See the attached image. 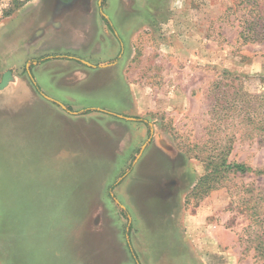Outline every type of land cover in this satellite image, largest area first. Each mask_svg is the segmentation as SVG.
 <instances>
[{"label": "rangeland", "instance_id": "374dc122", "mask_svg": "<svg viewBox=\"0 0 264 264\" xmlns=\"http://www.w3.org/2000/svg\"><path fill=\"white\" fill-rule=\"evenodd\" d=\"M68 1L0 0V81L5 73L14 75V81L0 90V116L28 96L23 78L44 94L31 81L29 66L55 55L60 48L56 43L68 32L74 36L85 23L93 24L90 16L58 15L74 14L91 2ZM94 1L97 14L98 0ZM130 1L138 4L127 5V13L138 14V20L117 23L130 40L123 68L131 84L124 86L128 96L121 114L135 123L127 125L125 144L113 140L91 147L62 142L63 130L36 102L0 118V264H23L29 252L35 254L28 264H42L39 250L51 249L53 256L56 238L61 245L72 243L71 236L86 229L96 213L105 211V221L110 222L125 202L114 192L113 206L107 191L124 179L137 159L138 174L144 179L139 188L150 183V193L166 197L167 214H174L178 222L195 221L198 227L190 231L192 238L184 236V242L179 238L181 253L192 254L193 236H200L202 250L212 255L207 264H264L255 250L264 239V137L254 135L262 125L252 122L251 100L253 94H264V42L246 40V33L241 34L246 19L256 9L264 11V0H257V8L253 0ZM98 23L105 29L104 22ZM98 73L94 86L100 88L110 72ZM233 98L237 100L232 104ZM239 103L243 114L236 107ZM88 120L63 117V123L74 128H83L79 121ZM131 139L138 146L132 150L128 146L126 165L118 171L114 163ZM225 143L230 147L226 162L244 164L245 172L230 169L224 177L214 173ZM207 156L212 163L206 168ZM210 171L208 183L217 186L197 193L201 195L191 192L195 180ZM127 186L128 180L116 189L124 200ZM146 221L153 241L158 239L161 222L151 214ZM151 246L157 253L160 240ZM168 257L170 263L164 264H198L189 257Z\"/></svg>", "mask_w": 264, "mask_h": 264}, {"label": "crops", "instance_id": "0c3cea01", "mask_svg": "<svg viewBox=\"0 0 264 264\" xmlns=\"http://www.w3.org/2000/svg\"><path fill=\"white\" fill-rule=\"evenodd\" d=\"M71 1L72 0H69L68 4ZM99 2L98 0L97 6ZM130 4L136 5L138 1L106 0L103 9L106 15H108L117 26V23L122 22L124 19L123 23L135 22L138 20V14L127 13V5ZM94 5L95 1L91 0V2L84 4L85 7L79 9V12L74 14L60 12V14H58L66 16L86 15L93 19L92 25L89 24L90 22L85 23L77 30L74 36H71L68 32L69 35L63 37L56 43L60 48L54 52L56 53L55 55L70 54L82 58V61L57 57L32 66L34 79L45 95L38 94L26 78L21 79L24 84L27 85L28 83V96L24 95L25 99H23L21 105L15 104V109L2 114L0 118H4L6 115L15 112L19 113L25 110L21 109L22 107L36 102L41 105V109L46 116H52L55 120L54 124L63 130V133L61 131L62 142H74L76 144L88 145L91 147H94L95 144L98 146L104 143L111 144L113 140H118L119 143L122 140L125 144L127 125L135 123L131 121L132 117L121 114L124 113L123 109L126 108L124 104L127 100L126 96H128L124 86L131 84L124 77V69H126V67L123 68V65L125 66L124 62L126 61L127 54L130 51V40L126 37L127 33L122 32V27L119 28L117 26L124 39V47L122 53L116 58L119 52L118 42L106 25L105 29L99 26L98 22H103V20L98 12L94 14ZM99 28L102 29L103 32ZM64 38L67 39L63 40ZM98 63L99 66H96ZM101 70L108 71V73L110 72V76L103 80L102 82L104 83L98 88V86H94L96 80L95 76L96 73ZM88 72L90 76H87ZM10 74L7 85L14 81L13 73ZM100 89L102 91H100ZM121 104L123 105L122 109H120ZM66 105L73 110L79 108H93L97 109V111L92 110L84 114L70 113L65 110ZM103 109L111 111L112 113L101 111ZM63 117L71 120H89L88 122L79 121L83 128H74L63 123ZM64 133L69 136H64ZM128 146L132 150L138 146V143L131 139L128 145L124 146V153L118 156V161L114 163L116 167L118 166V171L121 170L120 167L124 168L126 165L125 153ZM62 148L66 147L61 146L60 149ZM113 179L114 176L111 180ZM127 180L128 199L124 200V197L121 193H118L116 189ZM143 180V177L138 174L137 159L124 179L114 185L116 180L113 186H111V188L109 187L110 190L107 191V198L113 206L115 205V198L113 197L114 192L122 203L125 202L122 205L125 211L118 206V208H116L118 212H113L114 216L110 219V222L105 221V211L96 213V215L90 217L89 223L92 225L89 224L81 233L77 232L74 237L71 236L70 240L72 239V243L68 242L69 240L62 243V245L58 243L59 241H57L56 237L59 238V234V236L55 237L56 241L53 243L54 246L56 245L57 247L54 250V255L52 256L51 249L41 250L40 262L42 264H147V262L150 264H164L165 260L170 263L168 260L171 258L168 257V254H170L172 257H189L195 263L207 264L206 260L208 261V258L212 255L209 256L202 250L203 245L200 243V236H193L196 247L192 254L181 253L179 238L181 242H184L186 240L184 236L191 237L190 231L194 228H198L196 227L195 221H187L185 223H183L184 221L178 222L174 214H167L165 211L167 207L165 206L167 204L166 197H164L163 194L158 193V195H156L150 193V190L147 188L150 186V183L145 184L143 189L141 186L139 188V182ZM108 182L110 184V179ZM134 184H136V186ZM144 189L146 190L144 191ZM132 195H136V199H134ZM148 202H150V205L145 206ZM154 202L157 203L155 208L154 205H152ZM136 205H138V209ZM144 211L148 213L144 214ZM127 213H130V217H128ZM72 214L74 219H78L77 211H73ZM138 214L140 215L139 217ZM150 214L155 216L162 225V227H160L158 239L154 237V241L160 240L161 242V248L155 254L152 253L153 246H151V243L154 241L150 234V225L146 221L147 216ZM172 219L174 221H172ZM138 220L140 221L139 226ZM75 223L77 222L75 221ZM184 230H187V232L184 233L185 235H183ZM128 240L132 247L134 246L135 249L133 250L136 255L138 254L137 262L128 250ZM132 242L135 244L133 245ZM176 246L180 248H175Z\"/></svg>", "mask_w": 264, "mask_h": 264}, {"label": "trees", "instance_id": "16d2710c", "mask_svg": "<svg viewBox=\"0 0 264 264\" xmlns=\"http://www.w3.org/2000/svg\"><path fill=\"white\" fill-rule=\"evenodd\" d=\"M253 2H254V8H257V5H258L257 0H253ZM263 5H264V2H263ZM243 33H246V36L244 37L246 40L248 39L250 41H263L264 42V11L262 13H260V10L256 9L255 15H253L249 19H246V26L244 27V31L243 32L241 31V34H243ZM223 73H225V72H223ZM216 84H219V82H217ZM222 93L224 94L223 96H225V94H227V90L222 91ZM236 100H237V98H233L231 103L233 104V102ZM251 100L254 101L252 107H253V112H255V116H254L252 122L256 126H258V124L262 125L261 131L254 133V135H259V136L264 137V94H262V95L253 94L251 96ZM224 101L226 103L230 102L226 98H224ZM242 106H243V104H240V103H239V106H236V107H238L240 114H243ZM223 107H225V105ZM239 122H242V121L240 120ZM249 136H252V135H250V133H249ZM226 139L227 138L225 137V140ZM226 141L228 142V139ZM263 142H264V139H263ZM227 145H228V143L224 144L223 148L220 151V155L217 156V158H220V160L218 161V164L214 165V168H215L214 173L218 171V174H220V177H224L226 171H228L230 169H233V170L238 171V172H245L247 170L245 165L242 163H236V162L227 163L226 162L225 153L230 148L229 145L228 146ZM206 158H207L206 160L208 161V163L206 164V168H207V166H209L212 163V158H211V156H207ZM210 174H211V171L208 172V174H205L201 177H198L195 180V184L192 187L191 192L195 193V195H201V194H197V193H200V191H203V193H204V192L208 191L209 189L217 186V182H215L214 184L208 183ZM220 177H218V178H220ZM194 179L195 178H193V181H194ZM198 197H200V196H198ZM128 231H127V233H128ZM127 247H128L130 254L132 255V257L137 262L136 253L133 250L129 240L127 241ZM255 250L259 256L264 258V239L263 240L259 239V241L255 247ZM35 251L37 252V250H35ZM39 253H41V250L38 251V254ZM34 254H35V252H29V255H27V257L23 258L22 263L28 264L27 260L29 259V257H31Z\"/></svg>", "mask_w": 264, "mask_h": 264}, {"label": "flooded vegetation", "instance_id": "af4514ba", "mask_svg": "<svg viewBox=\"0 0 264 264\" xmlns=\"http://www.w3.org/2000/svg\"><path fill=\"white\" fill-rule=\"evenodd\" d=\"M99 1H100L99 4H98L99 14H100L103 22L105 23L106 27L108 28V30L112 33V35L115 37L116 41L118 42L119 52H118V54L116 56V58H118V56L122 53L123 47H124L123 37L121 36L120 32L116 28V25H115L114 21L108 15H106V13H105V11L103 9L106 0H99ZM57 57L66 58V59H74V60H77V61H82V58H80L78 56L67 54V55L46 56L44 58L38 59L37 62L34 61L33 64L34 63L44 62L48 58H57ZM27 72H28V75H29L31 81L34 84H37L35 79H34L33 73H32V66H29V68L27 69ZM41 95H45V94L41 93ZM65 110L70 112V113H76L75 111H72L71 108L69 106H67V105L65 106ZM101 111H104L106 113H112L111 111H108V110H101ZM123 211H125V210L123 209Z\"/></svg>", "mask_w": 264, "mask_h": 264}, {"label": "water", "instance_id": "95a60500", "mask_svg": "<svg viewBox=\"0 0 264 264\" xmlns=\"http://www.w3.org/2000/svg\"><path fill=\"white\" fill-rule=\"evenodd\" d=\"M10 73H5L4 77L0 81V90L4 89L8 83V79L10 78Z\"/></svg>", "mask_w": 264, "mask_h": 264}]
</instances>
